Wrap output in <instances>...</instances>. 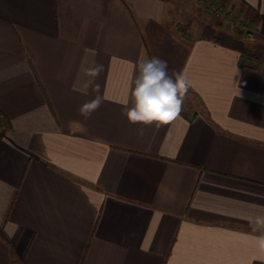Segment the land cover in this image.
I'll use <instances>...</instances> for the list:
<instances>
[{"label":"crops","instance_id":"obj_1","mask_svg":"<svg viewBox=\"0 0 264 264\" xmlns=\"http://www.w3.org/2000/svg\"><path fill=\"white\" fill-rule=\"evenodd\" d=\"M215 1L256 13L249 39L178 0H0V264H264V0ZM152 57L192 85L158 128L124 114Z\"/></svg>","mask_w":264,"mask_h":264},{"label":"clouds","instance_id":"obj_2","mask_svg":"<svg viewBox=\"0 0 264 264\" xmlns=\"http://www.w3.org/2000/svg\"><path fill=\"white\" fill-rule=\"evenodd\" d=\"M103 65L94 60L90 64H82L80 72L86 79L81 83L79 76L73 84V90L87 95L90 88H94L97 95L94 99L81 106V115L90 117L98 110L104 97L99 94L100 85L96 83ZM137 75L134 87L131 89V106L125 108V116L129 123L143 126L163 124L175 121L182 112L184 98L192 87L187 77L175 70L171 74L168 62L159 57L146 58L137 65ZM128 104V101H125ZM139 136H143V127L138 129ZM255 224L264 227V217L257 218ZM260 247L264 249V237L259 239Z\"/></svg>","mask_w":264,"mask_h":264},{"label":"rangeland","instance_id":"obj_3","mask_svg":"<svg viewBox=\"0 0 264 264\" xmlns=\"http://www.w3.org/2000/svg\"><path fill=\"white\" fill-rule=\"evenodd\" d=\"M181 5V23H191L195 27H205L208 32L217 36L226 35L247 40L256 29V13L249 9L238 11L235 4L215 0H178ZM212 1V2H211ZM204 2V3H202ZM205 4V5H204ZM241 4L238 3V6ZM208 6V7H207ZM246 24L252 23L250 30H245L239 24L240 20ZM184 21V22H183ZM249 34V35H248ZM244 51V50H243Z\"/></svg>","mask_w":264,"mask_h":264},{"label":"trees","instance_id":"obj_4","mask_svg":"<svg viewBox=\"0 0 264 264\" xmlns=\"http://www.w3.org/2000/svg\"><path fill=\"white\" fill-rule=\"evenodd\" d=\"M203 1V0H202ZM208 7V6H207ZM240 20V19H239ZM253 23V22H252ZM252 23H248L246 24L244 21H241L239 22V24L242 26L243 29L245 30H250L249 28H251ZM249 35V34H248ZM252 61L253 64H250L249 62ZM239 63L242 65V66H257L258 63H259V59L255 56H253L252 54L248 53L247 51H243L240 55V58H239Z\"/></svg>","mask_w":264,"mask_h":264}]
</instances>
